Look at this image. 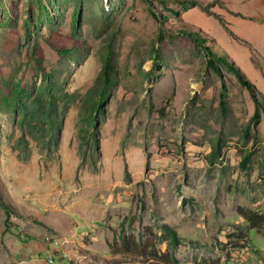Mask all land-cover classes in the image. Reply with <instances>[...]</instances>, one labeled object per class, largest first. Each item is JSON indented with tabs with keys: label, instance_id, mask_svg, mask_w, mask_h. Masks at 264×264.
<instances>
[{
	"label": "rangeland",
	"instance_id": "obj_1",
	"mask_svg": "<svg viewBox=\"0 0 264 264\" xmlns=\"http://www.w3.org/2000/svg\"><path fill=\"white\" fill-rule=\"evenodd\" d=\"M194 30L254 86L256 122L257 104L235 74L224 66L217 74L181 33ZM108 59L114 83L98 121L81 131L83 101L97 94ZM40 94L43 110L58 104L49 129L41 115L20 122ZM246 126L255 138L243 144ZM219 138L222 157L209 164ZM69 160V192L53 193L60 200L75 189L82 207L101 206L84 196L99 198L114 181L116 210L99 216L101 230L116 234L108 247L96 227L76 242L47 233L61 243L53 247L42 237L47 223L69 232L80 212L35 218L11 197L20 178L33 196L47 191L39 177L61 176ZM114 216L122 230L106 220ZM162 224L177 230L174 250ZM244 241L242 263L264 264V0H0V264H225ZM49 249L51 262L38 258Z\"/></svg>",
	"mask_w": 264,
	"mask_h": 264
},
{
	"label": "trees",
	"instance_id": "obj_2",
	"mask_svg": "<svg viewBox=\"0 0 264 264\" xmlns=\"http://www.w3.org/2000/svg\"><path fill=\"white\" fill-rule=\"evenodd\" d=\"M220 22H221V24L224 25L222 20ZM181 33L187 34V36H189L190 38L193 39V42L195 44H197V46L200 48V50L206 56L208 67H211L217 74L222 76L221 71L219 70V66H224L227 69H229L230 71H232V73L235 74L238 81L249 91V93H250L252 99L254 100L255 104H257V106L254 110L253 116H252V121L256 122V120L259 119V116H260V112H259L260 109L258 107L259 102H258L256 95H255L254 86L246 78L244 73H242L232 62H230L226 51L223 48H219L217 51L221 54L213 51L212 48L207 45L208 39L212 40L211 37H208V36L200 37L198 30H194L193 32H190V33H185V32H181ZM110 72H111L110 59H108V60H106L104 67H103V77L99 78L97 81L100 83V87L98 89L97 94L93 92L94 90H92L87 95V98L83 101L85 106H84V116H83L82 120H84V122H85V127L82 128L81 131L82 130L86 131L89 129V127L92 126V124L94 125V123H96L98 121L97 116H98L99 112L103 111V109H104V102L109 95V92H110L109 89H110L111 85L114 83V79L112 78ZM224 90H225V84L223 83L222 89H221V94H220L222 96L220 104H221L223 109H226V102L224 101V98L226 95H225ZM43 101H44L43 95L41 96V94H40L36 98V103L39 104L40 106L36 105L37 107L35 108V110L34 111L30 110V112L26 108L22 109V111H25L22 119L20 120V122L23 125L30 126L31 121L33 119L39 118L40 115H41V118H43V120H45V119L47 120V124L49 125L47 127V129H49L52 126V124L54 126V124L57 121H59L58 117H57L58 116V114H57L58 113V108H57L58 104H57V102H55L54 98L52 100H50V99L48 100V108L45 110H43V108L41 107ZM63 111H65V109H63ZM33 127H36V126L33 125L30 128H33ZM59 128H60V126L53 127V129L57 130V131H59ZM244 128H245L243 131V135H244L243 139L244 140L242 141V143L246 144L247 142H249L253 138H255V136L249 135L250 134V127L249 126H246ZM82 140H83V142H87L85 136H82ZM222 143H223L222 139L219 138L216 141V144H212L211 151L207 155V162H209V164H212L215 160H219L222 157V149H223ZM252 146H253V144H252ZM253 151H254V147L252 148L250 146V148L243 153V156L241 159L242 169L248 168L250 162L252 161V156L254 154ZM126 179H130V177L126 178ZM1 205L4 208L6 215L11 214V211H10L8 205H5L3 203H1ZM162 228H163V236H164L163 239L168 241L170 248H176L180 243L179 238L177 237L176 231L168 225H163Z\"/></svg>",
	"mask_w": 264,
	"mask_h": 264
},
{
	"label": "crops",
	"instance_id": "obj_3",
	"mask_svg": "<svg viewBox=\"0 0 264 264\" xmlns=\"http://www.w3.org/2000/svg\"><path fill=\"white\" fill-rule=\"evenodd\" d=\"M69 165L66 166V164L63 163L64 165V169L62 170V174L61 176L58 175L56 177L51 176L50 173H46L44 174L43 177H39L41 179V183L43 184L44 187H48L47 191L44 192H39L38 195H34L33 194L36 192V190H32L30 191L29 188H23L25 187L24 183L21 182V178L18 180V182L16 183V185H14L13 189H12V194L11 197L12 199L17 202L21 207H24L25 209H27L29 212H31V214L35 217V218H43L45 216V212H50V213H59V212H63L65 211V209H73L76 210L77 212L79 211L80 213H78V217H77V221L74 222L72 220V222L69 220L68 225H70V227H72V229L69 232H66V230L62 229V226L56 225L54 223H47L49 224V230L50 232H46L45 234L42 236L44 237L45 235H47V233H51L55 236H58L60 238H65L67 240H70L69 238H73L72 241H78V239L83 238L84 236L88 235L90 233V231L94 230L93 227H96V235L95 237L99 236V235H104L103 238V243L105 245H107L108 247V243L105 240L111 239L114 235L113 232H108V231H102L101 227L102 224L104 223V218L99 217V216H104L107 214H112L115 212L117 204L115 202L116 200V195L114 194L113 190H111L114 187V181H108L107 185L104 186L105 189H101L99 190V192H105L101 193L103 195H100L101 197L99 198H93V193L98 191V190H92V191H88V193L84 196V200L87 199L89 202L90 201H95L96 199H98L99 203H101L100 205H93V207H87L84 208L82 207L81 203L78 202V200L81 198L82 194L81 193H75V189L73 191V195L71 196V201L65 202V200L63 198H61L60 200V195L58 194L59 197H56L55 192L58 191H62V189H64V192H69V179H71L72 175L70 176V172L69 169L72 168L71 166H73L75 163L71 160H69ZM69 168V169H68ZM61 182V183H60ZM68 183V185H67ZM66 189V191H65ZM59 192V193H60ZM90 195V196H88ZM63 197V196H62ZM28 199V204H24L23 199ZM95 199V200H93ZM32 201L36 202V204H32ZM38 203V204H37ZM43 207V210H42ZM92 209V211H91ZM83 213V214H81ZM97 216V217H94ZM113 216V215H112ZM111 217V216H110ZM106 219L108 221V223L114 228H118L119 226V222L115 223V220L117 217H113ZM121 220V219H120ZM120 224H122V222H120ZM73 225H75L77 228H80L81 230L77 233V234H71V232H73ZM163 225H168V224H162ZM122 226V225H121ZM119 227V230H122L123 227ZM161 226V228H162ZM170 226V225H168ZM172 227V226H170ZM85 228V230H83ZM173 228V227H172ZM176 233L177 230L175 228H173ZM117 231V230H116ZM117 231V232H118ZM163 231V228H162ZM164 236L162 235V238ZM177 237L179 238V235L177 233ZM41 239V238H40ZM164 241L167 242L168 241L164 239ZM76 244V243H74ZM107 247L105 246V250H107ZM168 248L171 250H174L175 248H170L169 244H168ZM66 249V248H65ZM237 248H235L236 250ZM52 252H54L53 250H45L43 253L45 254L40 255L38 258H46L49 254H51ZM72 255L74 254V250L71 253ZM69 254V255H71ZM221 264L222 261H221Z\"/></svg>",
	"mask_w": 264,
	"mask_h": 264
},
{
	"label": "clouds",
	"instance_id": "obj_4",
	"mask_svg": "<svg viewBox=\"0 0 264 264\" xmlns=\"http://www.w3.org/2000/svg\"><path fill=\"white\" fill-rule=\"evenodd\" d=\"M46 237H49L50 238V236L49 235H45L44 236V239L46 238ZM57 238V237H56ZM50 240H51V244H52V246L53 247H59L60 246V241L59 240H57V239H53V238H50ZM53 241H58L59 242V245H53ZM48 242H49V240H48ZM67 243V242H66ZM241 247H242V250H240V253H241V256H240V259H241V262H240V264H244V262L242 263V260H243V258H244V255L247 253V252H249V250H250V247H251V243L249 242V241H244V242H242L241 244ZM235 248H240L239 246H236V247H233L231 250H230V258H229V262H225V264H233L232 263V260H231V258L233 257V253H234V249ZM55 252L56 251H54V252H52L51 254H49L46 258H47V262H51L53 259H54V257H55ZM62 253H66L67 254V252H61V254ZM61 254H60V258H61ZM49 257H50V259H49ZM45 258V259H46ZM62 260H69V255L67 254V258H61ZM224 264V263H223Z\"/></svg>",
	"mask_w": 264,
	"mask_h": 264
},
{
	"label": "bare ground",
	"instance_id": "obj_5",
	"mask_svg": "<svg viewBox=\"0 0 264 264\" xmlns=\"http://www.w3.org/2000/svg\"><path fill=\"white\" fill-rule=\"evenodd\" d=\"M239 249L242 250V247L237 248L236 250L234 249L233 257L231 258V260L234 261V264H240L241 262L240 259L241 253Z\"/></svg>",
	"mask_w": 264,
	"mask_h": 264
},
{
	"label": "built area",
	"instance_id": "obj_6",
	"mask_svg": "<svg viewBox=\"0 0 264 264\" xmlns=\"http://www.w3.org/2000/svg\"><path fill=\"white\" fill-rule=\"evenodd\" d=\"M46 240H49V242H51V240H50V238L49 237H46L45 238ZM58 243V241H53V244H57ZM67 257V254L66 253H62L61 254V258H66ZM49 259H50V257H49ZM232 263L234 264V261H232Z\"/></svg>",
	"mask_w": 264,
	"mask_h": 264
}]
</instances>
